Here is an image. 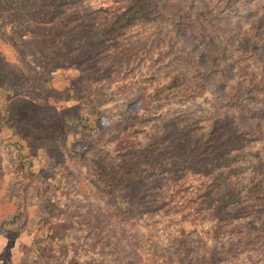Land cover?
Returning a JSON list of instances; mask_svg holds the SVG:
<instances>
[{
	"label": "rangeland",
	"instance_id": "374dc122",
	"mask_svg": "<svg viewBox=\"0 0 264 264\" xmlns=\"http://www.w3.org/2000/svg\"><path fill=\"white\" fill-rule=\"evenodd\" d=\"M128 3L145 15L101 36ZM51 7L0 0V264H144L147 237L169 246L171 227L264 176V0ZM232 220L241 236L217 244L191 226L171 252L264 264V198Z\"/></svg>",
	"mask_w": 264,
	"mask_h": 264
},
{
	"label": "trees",
	"instance_id": "16d2710c",
	"mask_svg": "<svg viewBox=\"0 0 264 264\" xmlns=\"http://www.w3.org/2000/svg\"><path fill=\"white\" fill-rule=\"evenodd\" d=\"M49 1L52 5V7L50 8L51 10L55 9L59 5L66 4V0ZM132 7L133 6L130 3L127 4V7H124V4L113 6L110 11L114 12V17L110 23H107L101 29L100 35L103 36L107 33L117 31L118 29L133 23L136 18L145 15L143 11L138 9L133 10ZM120 9L121 11L118 12ZM127 12L128 14L126 16H123ZM99 39L100 38L95 39L88 37L85 39V41L88 43H92L98 41ZM218 128L220 127L218 126ZM215 130L216 128L211 129L206 137L199 136L201 142L205 145H212L214 143L215 138L218 136V132H215ZM144 149H147V145L141 149V153ZM21 169L22 167L19 166L18 170ZM248 182L249 187L246 192L240 194L239 192H237L238 190L236 191L234 189L224 191L220 199L214 200L215 203L208 207L207 213L199 217V222H197L196 219L192 220L194 223H197V225L200 226L201 233H205L211 241L217 244H221L229 242L235 236H241V227L243 226L240 224V222H237L235 224V221L232 219H236L239 216L243 217L245 215L251 216L252 214L260 211L261 200L264 198V194H262L263 198H261V186L264 187V176H262L261 174H250ZM244 196L248 197L247 199L249 200L244 198ZM208 198H210V196L203 198L200 203L209 202L210 200L205 202V199ZM223 199H225V201H223ZM250 199L252 200L250 201ZM209 204H212V202H209ZM229 205H234L235 208H229ZM240 210L245 214L236 216L235 212H238ZM148 218V216L138 214L136 217L130 218L131 224L129 225H132L131 229L135 231L137 235H142L137 226L140 224H145ZM197 225L184 226L182 224L178 225V227H171L167 232V234H169L166 235V237L169 238L172 233L173 237L175 238L168 241L169 246L165 245V240H160L152 244L150 242L149 237H147V241L150 244H141L139 248L135 250V253L137 255H141L140 259L145 261L144 264H184L181 259L174 252L171 251L174 250L175 246L177 245L176 238L188 236L191 233L190 231H197ZM191 226H194L195 228L193 230L188 231V228ZM12 235H16V232L12 233Z\"/></svg>",
	"mask_w": 264,
	"mask_h": 264
}]
</instances>
